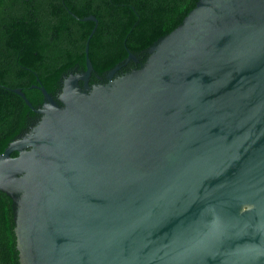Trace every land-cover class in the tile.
I'll return each instance as SVG.
<instances>
[{
  "label": "water",
  "instance_id": "water-1",
  "mask_svg": "<svg viewBox=\"0 0 264 264\" xmlns=\"http://www.w3.org/2000/svg\"><path fill=\"white\" fill-rule=\"evenodd\" d=\"M96 26L57 95L13 88L40 113L0 153L21 264H264V0H198L91 84Z\"/></svg>",
  "mask_w": 264,
  "mask_h": 264
},
{
  "label": "trees",
  "instance_id": "trees-1",
  "mask_svg": "<svg viewBox=\"0 0 264 264\" xmlns=\"http://www.w3.org/2000/svg\"><path fill=\"white\" fill-rule=\"evenodd\" d=\"M198 0H0V153L40 118L44 85L57 95L61 79L86 67L90 39L94 65L90 83L116 64L129 71L146 60V49L178 26ZM133 52L139 58L126 61ZM14 151L12 155H17ZM12 197L0 189V264H21Z\"/></svg>",
  "mask_w": 264,
  "mask_h": 264
},
{
  "label": "flooded vegetation",
  "instance_id": "flooded-vegetation-1",
  "mask_svg": "<svg viewBox=\"0 0 264 264\" xmlns=\"http://www.w3.org/2000/svg\"><path fill=\"white\" fill-rule=\"evenodd\" d=\"M137 62V61H136ZM125 71L124 70H122V68L120 69V71H119V73H124ZM127 72V71H126ZM100 79H101V81H99V82H107L109 79H108V77H107V73H106V75L104 76V77H99Z\"/></svg>",
  "mask_w": 264,
  "mask_h": 264
}]
</instances>
